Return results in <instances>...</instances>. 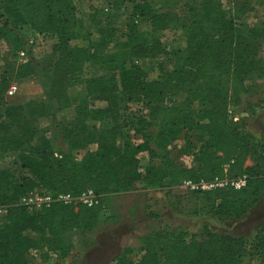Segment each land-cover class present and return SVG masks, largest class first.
Listing matches in <instances>:
<instances>
[{
  "label": "trees",
  "instance_id": "16d2710c",
  "mask_svg": "<svg viewBox=\"0 0 264 264\" xmlns=\"http://www.w3.org/2000/svg\"><path fill=\"white\" fill-rule=\"evenodd\" d=\"M107 1L114 12L127 2ZM128 1L133 4V22L148 19L156 32L169 29L175 20L187 42L175 51L178 60L169 59L171 53L157 36L139 41V35L130 34L113 42L112 29L103 40L72 46L88 36L75 0H0V40L13 39L14 46L20 45L16 30L55 40L46 61L48 77L45 73L41 78L48 98L66 102L71 86H83L85 91L75 119L59 128L65 148L56 147L46 135H37L21 108L6 106L0 114V152L20 153L15 162L20 163L19 174L10 168L0 170V209L5 211L0 214V264H30L33 249L52 264L67 263L73 249L65 235L96 230L106 198L127 192L137 182L160 189L184 179L212 181L247 174V185L241 190L222 187L193 192L205 197L212 214L226 217H241L264 197L263 165L245 166L253 150L249 135L229 117L227 86L230 81L234 88H243L264 44V26L238 24L219 8L218 0H193L180 17L149 11L145 0ZM163 57L169 65L158 63L155 75L138 64ZM85 65L99 74L84 77ZM37 73L32 58L18 66L16 76ZM7 86L1 80L0 92ZM180 96L183 102L177 101ZM48 109L40 104L32 114L46 115ZM89 122L100 126H89ZM181 138L192 157L190 166L173 158L169 150ZM90 143L97 144L96 150L78 158ZM142 152L148 157H139ZM89 188L99 195L93 207L56 202L36 209L21 203L23 196L34 191L79 196ZM263 233L247 238L210 231L199 237L157 232L143 239L137 259L123 255L113 264H244L246 259L264 264Z\"/></svg>",
  "mask_w": 264,
  "mask_h": 264
},
{
  "label": "rangeland",
  "instance_id": "374dc122",
  "mask_svg": "<svg viewBox=\"0 0 264 264\" xmlns=\"http://www.w3.org/2000/svg\"><path fill=\"white\" fill-rule=\"evenodd\" d=\"M192 1L145 0L149 11L168 13L171 17L175 14L178 17L185 16L183 9L194 4ZM196 1L200 3L202 0ZM75 2L81 24L88 36L85 40L72 42V46H87L103 40L111 29L113 42L125 40L130 34L139 35V41L144 38L151 40L153 36H157L171 53L169 59L172 57L178 60L175 51L187 46L182 30L176 26L175 20L171 17L170 28L157 32L153 30L148 19L138 23L133 22L131 17L133 4L128 0L117 12L109 8L107 0H75ZM218 2L219 8L227 16L235 18L238 24L248 27L264 26V0H218ZM14 32V36L18 35L20 39V45L14 46L13 39L0 40V81L3 80L8 85L4 91L0 92V114L4 113L6 106L21 108L19 111L37 135H46L52 139L56 147L65 148L59 137V128L62 124H69L75 119L77 105L85 96L84 87H68L66 102H57L55 98L50 100L46 94L48 90L44 87L41 78L45 73L48 77L50 67L46 61L52 56L55 40L41 38L30 30ZM32 39L35 43L30 45L29 41ZM22 47L26 51L24 57L19 56ZM262 51H264V44L258 48L256 64L253 70L247 73L243 88H234L230 81L227 82V86L231 92L229 117L240 130L249 135L253 150L245 166L259 163L264 169ZM32 58L40 73L17 78L18 66ZM160 62L169 65L167 57L146 58L140 60L138 64L146 72L154 74ZM86 66L83 69L84 77L99 74L97 70ZM11 87H15V90L9 94L8 90ZM183 98L184 96H180L177 101L183 102ZM31 102L34 103L29 104ZM40 104L49 108L46 115H33L32 112L40 108ZM235 118H239L238 121H234ZM1 121L6 120L1 118ZM88 124L100 126L96 122ZM96 148V143H90L77 154V157L81 158L87 152L95 151ZM169 150L171 156L180 163L185 166L192 165V157L185 152L184 139L176 141ZM19 155L18 151L0 152V170L10 168L16 175L19 174L20 163H15L19 162ZM139 157L145 159L148 153L142 152ZM193 192L187 190L182 182L160 189L144 188L137 182L127 192L107 197L101 215L102 222L96 230L74 231L65 235L67 245L73 249L71 258L65 264H113L116 258L123 255L137 259L141 254L143 239L157 232H187L199 237L200 234L210 231L247 238L264 232V197L241 217L235 218L212 214L205 197L197 196ZM4 213L3 210L0 214ZM31 235L37 236V234ZM29 255L30 264L53 263L49 257L42 256L34 249L29 252ZM251 263L247 259L244 262V264Z\"/></svg>",
  "mask_w": 264,
  "mask_h": 264
},
{
  "label": "built area",
  "instance_id": "2783aa9c",
  "mask_svg": "<svg viewBox=\"0 0 264 264\" xmlns=\"http://www.w3.org/2000/svg\"><path fill=\"white\" fill-rule=\"evenodd\" d=\"M35 43L34 39L29 41L30 45ZM19 56H26L25 50L19 51ZM15 87H11L8 90L9 94H12ZM239 118H235L234 121H238ZM227 170V167H226ZM247 174L240 175L236 178H216L212 181L200 180L193 182L190 179H184L182 181L183 186L189 191H209L216 188L232 187L235 190H241L247 185ZM60 202L65 205L81 203L88 207H93L99 203V195L91 188L82 192L79 196L72 195L70 193H61L53 195L51 193H35L31 192L21 198V203L36 209H42L49 207L51 204ZM0 213H3V209H0Z\"/></svg>",
  "mask_w": 264,
  "mask_h": 264
}]
</instances>
